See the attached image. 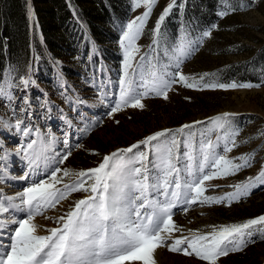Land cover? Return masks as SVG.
I'll return each mask as SVG.
<instances>
[{
    "label": "rangeland",
    "instance_id": "374dc122",
    "mask_svg": "<svg viewBox=\"0 0 264 264\" xmlns=\"http://www.w3.org/2000/svg\"><path fill=\"white\" fill-rule=\"evenodd\" d=\"M177 1L182 3V0ZM169 3L171 0H157L148 17L135 42L139 53L132 61L135 71L130 72L129 79L138 91L143 92L141 76L147 78L154 65L158 72L167 73L173 79L177 73H182L189 83L195 82L202 90L177 82L172 84L167 99L150 92L142 100L143 109L126 107L109 115L119 100L120 82L124 79L123 32L129 22L147 10L143 6L134 8V0H130L129 17L118 32L117 47L107 51L108 59L91 41L87 55H82L84 52L74 54L63 61V67L53 65L46 83L27 74L24 79L31 78L27 87L21 82L17 86L9 81L0 84V155L6 157L0 159V196H15L7 194L8 182L14 181L15 177H29L17 187L19 193L31 183L47 179L51 168H67L74 172L95 168L104 156L164 130L181 142L187 139L195 145L193 160L187 158L184 147L174 152L182 182L191 179L185 172L186 165L191 164L195 170L202 163L199 148L209 140L217 145V155H225L224 143L231 136L237 146L226 153L227 157L234 163H240V157L253 158L251 167L227 178L205 182V196L222 197L233 193V185L248 183L250 177L255 178L264 169V0H227L221 11L227 14L220 15L218 21L205 31L210 33L208 37L203 35L205 32L190 36L183 31L173 39L161 33L154 36L157 20ZM180 46L189 49L191 54L178 53L176 49ZM232 83L251 87L228 90L203 87ZM224 113L230 114L226 127L217 128L212 121ZM17 120L23 121L21 129L26 127L31 133L29 136L15 128ZM185 124L194 126L184 129L183 133L177 132ZM32 140H43L48 145L46 155L51 168L41 162L32 172L24 155L27 143ZM69 149L72 150L69 159L62 165L57 164L56 161ZM141 150L148 153L150 161L154 159L145 145H141ZM64 180L72 183L75 177ZM87 195L82 191L72 193L55 209L45 213L52 219L36 217L35 223L40 227L38 234L45 235L47 229L57 227L54 219L71 210L75 201ZM159 199L163 201L164 197ZM172 211L173 220L184 235L206 234L213 226L240 224L264 215V185L252 188L250 195L231 206L198 202L188 206L187 212L181 207ZM252 231L256 234L244 251L230 253L220 258L218 264H264V240L259 238L264 226H256ZM160 252L157 264H206L194 256L173 253L166 248H160ZM131 262L140 264L139 261Z\"/></svg>",
    "mask_w": 264,
    "mask_h": 264
},
{
    "label": "snow or ice",
    "instance_id": "6c2138e0",
    "mask_svg": "<svg viewBox=\"0 0 264 264\" xmlns=\"http://www.w3.org/2000/svg\"><path fill=\"white\" fill-rule=\"evenodd\" d=\"M156 3L157 0H134V8L143 6L147 10L129 22L123 32L124 79L120 82L119 100L109 115L126 107L143 109L142 100L150 92L167 99L172 84L177 82L188 88L202 90L197 88L195 82L189 83L182 73H177L173 79L167 73L158 72L154 65L148 71L147 78L141 76L143 92L138 91L129 79L130 72L135 71L132 61L139 53L135 42ZM178 6L182 7L177 5V0H171L157 20L154 36L160 35L161 24ZM226 14L219 13L221 16ZM203 35L208 37L210 33L205 32ZM176 51L181 55L191 54L184 46L178 47ZM30 79L22 78L21 83L27 87ZM203 87L228 90L251 86L232 83L207 84ZM229 116V113H224L212 122L217 128L225 129ZM22 123L17 120L15 128L22 131L24 136H29L31 133L26 127L21 129ZM193 126L185 124L177 132L183 133L184 129ZM162 137L164 140H161ZM141 145H145L153 154V160H149L148 153L141 150ZM236 146L235 139L228 136L223 147L225 155H217L215 143L209 140L201 144L199 151L202 163L195 170L191 164L186 165L185 172L191 179L182 182L180 170L175 164L178 157L174 156V152L184 147L187 149V158L193 160L195 145L187 139L183 142L177 140L175 135H169L168 130L106 155L97 167L78 172L67 168H51V161L46 155L48 145L43 140H32L27 143L24 153L30 169L35 172L44 162L45 167L51 170L47 173V179L31 183L15 196H0V264H126L131 261L157 264L154 254L160 248L194 256L206 264H218L220 258L245 250L256 234L252 230L256 226H264V215L240 224L213 226L212 231L206 234L197 232L186 236L175 224L172 210L181 207L187 212L188 206L198 202L202 205L226 203L231 206L233 202L238 203L242 197L250 195L252 188L264 185L262 169L255 178L250 177L248 183L233 185V193L222 197L204 195L207 190L205 182L227 178L252 166L251 156L238 158L240 163H234L227 157L226 153ZM71 154L72 150L69 149L56 163L64 164ZM5 158L0 155V159ZM65 177H75V180L66 183ZM28 178L20 177L25 180ZM77 191L88 195L75 201L71 210L54 219L57 227L47 229L45 235L38 234L40 227L35 223L36 217L52 219L45 213L55 209ZM160 196L164 197L163 201L159 199ZM177 232L179 236L175 235ZM259 238L264 240V232H260Z\"/></svg>",
    "mask_w": 264,
    "mask_h": 264
},
{
    "label": "trees",
    "instance_id": "16d2710c",
    "mask_svg": "<svg viewBox=\"0 0 264 264\" xmlns=\"http://www.w3.org/2000/svg\"><path fill=\"white\" fill-rule=\"evenodd\" d=\"M226 2L177 1L182 7L172 9L160 33L173 39L179 31L190 36L208 31ZM130 11V0H0V84L17 86L27 74L46 83L53 65L87 55L91 41L108 59Z\"/></svg>",
    "mask_w": 264,
    "mask_h": 264
},
{
    "label": "bare ground",
    "instance_id": "6f19581e",
    "mask_svg": "<svg viewBox=\"0 0 264 264\" xmlns=\"http://www.w3.org/2000/svg\"><path fill=\"white\" fill-rule=\"evenodd\" d=\"M23 175H20V176H18V178H14V181H10V182H8V190L9 191H7V192H9V193H7V194H10V195H16V193L18 192L17 190L19 189H17V187H19L21 184H23V179H20V177H22ZM2 196H7L6 194H1ZM159 252H160V249H158L157 251H156V253L154 254V258H155V260L156 261H158V259H159ZM160 254H161V252H160ZM131 264H132V262H131Z\"/></svg>",
    "mask_w": 264,
    "mask_h": 264
}]
</instances>
